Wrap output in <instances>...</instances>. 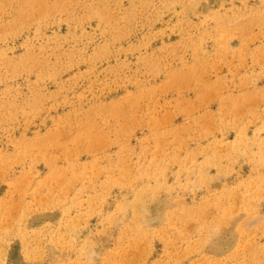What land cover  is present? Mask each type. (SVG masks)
<instances>
[{
    "label": "rangeland",
    "instance_id": "1",
    "mask_svg": "<svg viewBox=\"0 0 264 264\" xmlns=\"http://www.w3.org/2000/svg\"><path fill=\"white\" fill-rule=\"evenodd\" d=\"M0 264H264V0H0Z\"/></svg>",
    "mask_w": 264,
    "mask_h": 264
},
{
    "label": "bare ground",
    "instance_id": "2",
    "mask_svg": "<svg viewBox=\"0 0 264 264\" xmlns=\"http://www.w3.org/2000/svg\"><path fill=\"white\" fill-rule=\"evenodd\" d=\"M46 10V9H45Z\"/></svg>",
    "mask_w": 264,
    "mask_h": 264
}]
</instances>
